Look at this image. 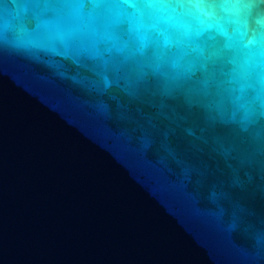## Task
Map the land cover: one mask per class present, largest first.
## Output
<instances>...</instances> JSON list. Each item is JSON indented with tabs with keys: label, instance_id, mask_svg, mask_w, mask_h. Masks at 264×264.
<instances>
[{
	"label": "water",
	"instance_id": "1",
	"mask_svg": "<svg viewBox=\"0 0 264 264\" xmlns=\"http://www.w3.org/2000/svg\"><path fill=\"white\" fill-rule=\"evenodd\" d=\"M0 264H264V0H0Z\"/></svg>",
	"mask_w": 264,
	"mask_h": 264
}]
</instances>
